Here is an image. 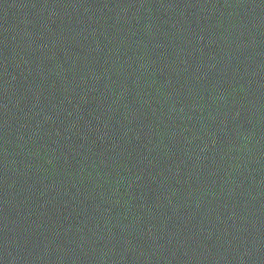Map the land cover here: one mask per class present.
<instances>
[{"label":"water","instance_id":"1","mask_svg":"<svg viewBox=\"0 0 264 264\" xmlns=\"http://www.w3.org/2000/svg\"><path fill=\"white\" fill-rule=\"evenodd\" d=\"M0 264H264V0H0Z\"/></svg>","mask_w":264,"mask_h":264}]
</instances>
